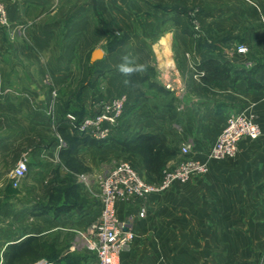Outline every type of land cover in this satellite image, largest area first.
I'll return each instance as SVG.
<instances>
[{
	"label": "crops",
	"instance_id": "crops-1",
	"mask_svg": "<svg viewBox=\"0 0 264 264\" xmlns=\"http://www.w3.org/2000/svg\"><path fill=\"white\" fill-rule=\"evenodd\" d=\"M0 1L7 8L9 21L7 25L0 24V167L18 148L14 146L20 145L22 150H29L28 173L32 174L30 179L26 176V181L38 183L42 173L54 167L60 170L57 135L61 130L70 133L66 115L93 112L100 102L124 93L128 101L136 99L132 103L135 106L127 111L136 129L159 133L174 149L177 138H182L191 144L192 155L198 158L205 157L228 114L252 113L262 133L257 139H242L235 156L210 160L206 174L176 183L140 202L117 204L121 218L134 217L136 233L130 248L121 254L120 264H264V89L247 90L244 79L235 84L226 80L215 87L224 98L213 101L192 98L189 107L187 92H174V97L178 98L172 100V91L165 88L170 95L166 108L157 109L156 105L152 108L148 103L155 97V89H150L152 85H148L149 88H142V84L125 85L127 77L106 61L107 47H100L104 51L102 58L91 61L93 50L99 48L98 42L107 40L109 7L123 17L129 1L128 5L126 0ZM222 1L224 3L219 4ZM208 2L216 5L215 9H208L215 15L214 29L219 33L236 30L237 38L228 41L229 47L224 48L223 55L220 50L213 51L209 47L193 49L189 35L173 24L172 14L157 16L161 21L169 18L171 22L169 47L162 50L153 43L147 45L143 39L148 36L143 35L131 55L137 57V63L146 64L147 71L160 62L165 70L162 81H157L161 85L169 82L175 87L182 85L184 76L188 77L193 66L208 58L247 67L260 64L255 77L264 84V25L261 21L264 0ZM94 3L99 8L95 14ZM132 6L141 8L138 2H133ZM132 13L134 17H142L140 11ZM155 16L153 12L152 18ZM238 27L242 31L237 30ZM175 33L185 45L184 54H191L190 62L183 54L175 53ZM242 44H248L250 50L237 52V46ZM122 51L127 54L126 48ZM166 60H172L174 65ZM166 64L171 68L167 69ZM147 71L142 74L146 82L153 70ZM84 80L85 89L81 87ZM137 89L136 98L133 92ZM53 90L57 93L55 97ZM179 100H182L179 105L184 107L185 103L194 110L195 116L190 111L174 120V104ZM141 104L146 109L139 113ZM47 136L53 139L39 145L29 143L40 138L43 142ZM114 145L119 146L110 141L102 145L82 143L77 146V153L82 155L95 150L103 153L102 150ZM8 172L0 175L3 199L0 216L10 215L13 210L12 173ZM141 205L145 209L142 217L138 215ZM100 209L99 203L96 211L85 213L79 224L88 227L98 219ZM2 225L0 223V248H3L0 261L7 259L8 249L14 242L13 229Z\"/></svg>",
	"mask_w": 264,
	"mask_h": 264
},
{
	"label": "rangeland",
	"instance_id": "rangeland-1",
	"mask_svg": "<svg viewBox=\"0 0 264 264\" xmlns=\"http://www.w3.org/2000/svg\"><path fill=\"white\" fill-rule=\"evenodd\" d=\"M128 1L130 2V6L127 4ZM133 2L140 3L141 8H133ZM206 2V7L208 9L216 8L215 4L209 3L208 0H206ZM156 3H161L163 7L154 5ZM220 3H224V1L219 2V4ZM125 4L128 6L125 7L126 10L123 17L120 15L118 16L113 10V7H109V34L107 40L103 39L97 44L99 45L98 47L108 48L109 52L106 61H108L111 68L120 64L121 57L126 55V53L122 51L123 48H126L127 54H131L134 50V46H136V44L138 45V42L141 41L140 38H142L143 35L148 36V39H143L147 45L153 43L157 48L162 47V50L163 48H168L171 41L169 36V29L172 27L171 22L169 21V18L161 21L157 16H168L173 14L175 10H184V8H186L179 2L174 4L171 3V0H126ZM98 9L99 8L94 3L93 13H97ZM134 10L137 13L139 11L142 12V17H134L132 13ZM153 12L156 13L154 18H152ZM189 17L193 18V12L189 13ZM192 21L195 27L194 19H192ZM196 29L197 28L195 27L194 30L196 31ZM237 30L242 31L239 27ZM233 31L235 33L236 30L233 29ZM149 32L150 34L148 35L147 33ZM198 34L199 33H195L197 37L199 36ZM208 44H215L213 47L209 46V48L213 51L220 50V55H223L222 53L225 47H229L227 45L228 42L215 43L210 39L208 40ZM173 46L174 50H176L175 53L178 52L179 56L180 54L181 56L183 54L184 57L188 58V62H190L191 54H184L182 49L185 45L183 41H181L180 35L177 33L174 34ZM246 47L247 49L244 52L250 50L248 44ZM236 51L239 52L238 46ZM163 57L164 56H162V58ZM167 61H170V64L173 62L172 60H166V62ZM79 63L81 62L78 56L77 64ZM156 63V66H151V68L148 69L149 71L153 70V72L146 70L151 74V76L148 75L147 77L149 80L146 82V79H144L137 83L139 86L142 84V88H149L148 85H152L150 89L152 87L155 89L153 93L155 97H153V100L148 103L152 108L154 105L158 106L157 109L160 108L164 110L166 108V102L170 95L165 91V88L172 91V96H175L174 92H180L181 94L187 92L189 95L187 99L189 107V101L192 98H197L198 100L206 98L213 101L214 99H222L225 96L219 91V89L215 88L217 86L205 84L200 79H197L192 71H190L188 77L184 76L183 84L178 87H175L172 82H169L172 84L171 87H167V84L169 83L166 85L158 84L157 81H162L165 70L161 68L160 62ZM172 65H174V62ZM166 66L167 69L171 68L169 67L170 65L166 64ZM190 67L192 66L190 65ZM111 71L112 70H110L109 73ZM75 78L78 80L80 77L77 76ZM77 82L78 81H76V83ZM85 83L86 80L81 82L82 88L85 86ZM133 95H136V98L139 96L138 89L133 92ZM134 101H136V99L133 101L132 99L129 101L127 99L123 117L116 127L113 140L110 141L119 146L114 145L110 149L102 150L103 153L95 150L92 153H85L82 155L77 152L74 154L71 153L66 157L59 154L60 170L54 167L51 170H48L47 173H42V175L38 177V183L30 181L29 179L31 176L29 178V175L32 173L29 174L27 172L26 176L29 178L28 181H26L27 178L25 176L18 186L15 187L12 184V214L0 216L1 225H7L13 229V243L18 242L19 244H22L18 250L20 254L19 258L13 261L12 264H95L96 254L94 250H90L85 246L81 235V232L84 233L87 227L84 228L83 225L79 224V221L83 219L85 213L90 214L96 211L100 203L99 182L101 177L116 162L127 160L134 167L137 165L135 168L139 172L141 171L140 173L147 179L157 180L161 177L164 170L181 160L182 156L179 153V149L184 143H190L186 140H182V138H177L175 142L176 148H172L175 150L176 154L166 158L161 175L153 173L150 177L147 175L145 163L147 150L145 145L137 140L136 135V132L142 131V129H136L134 126V119L131 115H127V111H131L132 107L135 106L132 105V103L134 104ZM181 101L179 100V103L174 104L175 109L172 114L173 119L179 120L182 113L187 114L190 113V111L191 114L195 116L194 110L189 109L188 106L186 107L185 103L184 107L179 105ZM145 109L146 108L141 104L139 106V113ZM70 134H72L71 131ZM44 138L43 142V138H40L38 141H29V143L31 145H39L41 143H47L48 140L53 139V137L48 136ZM60 138H62V141ZM57 141L59 142L60 150L68 146V142L63 137L62 133L57 135ZM14 148L16 149L13 151L12 156L2 162L0 175L5 174L8 171H10L8 172L9 174L12 173L17 161L23 154L26 153L29 156V150L27 148H23L22 150L20 145H15ZM10 168L11 170H9ZM10 175L12 176V174ZM1 201H3V199L0 197V205L3 203H1ZM40 205L46 206L44 212H41L40 209L34 208ZM61 205H69L71 209L56 214V206ZM0 250L3 251V248H0ZM9 250L10 247L7 252V259L9 256ZM5 260L0 261V264H5Z\"/></svg>",
	"mask_w": 264,
	"mask_h": 264
},
{
	"label": "built area",
	"instance_id": "built-area-1",
	"mask_svg": "<svg viewBox=\"0 0 264 264\" xmlns=\"http://www.w3.org/2000/svg\"><path fill=\"white\" fill-rule=\"evenodd\" d=\"M195 21V19H194ZM264 25V13L261 14ZM6 6L0 1V24H8ZM198 29V23L195 21ZM246 45L238 46L239 52L246 51ZM194 76L200 79L203 71L193 66ZM171 83L167 87H171ZM55 97L57 93L52 91ZM127 95L122 94L110 100L100 102L93 112L82 117L77 114L66 115L68 128L75 135L104 141L115 135L127 102ZM262 133L260 123L252 113L234 111L228 114L226 121L213 145L204 158L192 155L190 144L184 143L179 149L181 160L164 170L159 181H151L142 175L129 161L116 162L100 179V214L83 233L85 246L94 250L95 264H120L121 254L128 250L136 237L134 217L123 219L118 214L117 204H135L151 194L161 193L176 183H185L194 176L209 171L210 160H220L235 156L242 139H257ZM62 141V138H60ZM29 169V156L25 153L17 161L12 171V184L16 187L26 176ZM145 209L140 207L139 216H144Z\"/></svg>",
	"mask_w": 264,
	"mask_h": 264
},
{
	"label": "trees",
	"instance_id": "trees-1",
	"mask_svg": "<svg viewBox=\"0 0 264 264\" xmlns=\"http://www.w3.org/2000/svg\"><path fill=\"white\" fill-rule=\"evenodd\" d=\"M179 2L186 8L184 10H175L171 16L173 24L189 35V43L193 49L201 50L204 47H213L215 44L209 45L208 40H212L215 43L228 42L234 38H237V34L234 33L233 29L226 32L219 33L214 29L215 15L212 11L206 7L205 0H171V3ZM159 7H163L161 3L154 4ZM193 12V18L189 17V13ZM192 19L198 23V29L194 30V24ZM195 33H199L198 37ZM260 64L247 67L243 65H236L230 61H222L216 58H208L199 64L195 65L197 71H203V75L200 76V80L209 85H221L224 81L229 80L231 84H235L239 79H244L247 82V90H260L264 89V84L259 82L255 74L260 69ZM193 71V70H192ZM194 73V71H193ZM127 79H129L127 77ZM135 84L146 79L142 74L131 77ZM172 100L176 97L172 96ZM78 115V114H77ZM82 117L83 115H78ZM63 137L67 140L68 146L60 150V155L66 157L71 153L77 152V146L79 144L87 145H100L108 141L113 140L111 137L108 140L98 141L87 136L75 135L67 133L65 130H61ZM137 140L145 145L147 155L145 159L146 172L150 177L151 174L161 175V171L164 168L166 158L176 154L175 150L172 149L159 133L155 132H136ZM124 142V141H123ZM125 143V142H124ZM162 176V175H161ZM161 178V177H160ZM151 181H159L160 180ZM35 209H40L44 212L46 206H37ZM71 207L69 205L56 206V214L69 211ZM22 244L18 242L12 243L9 250L8 259L5 260V264H12L17 258H19V249Z\"/></svg>",
	"mask_w": 264,
	"mask_h": 264
},
{
	"label": "clouds",
	"instance_id": "clouds-1",
	"mask_svg": "<svg viewBox=\"0 0 264 264\" xmlns=\"http://www.w3.org/2000/svg\"><path fill=\"white\" fill-rule=\"evenodd\" d=\"M117 70L125 77V85H131L135 87V82L130 79L139 74H143L147 70V65L144 63H137V57L132 56L131 54H126L121 57V63L117 65Z\"/></svg>",
	"mask_w": 264,
	"mask_h": 264
},
{
	"label": "water",
	"instance_id": "water-1",
	"mask_svg": "<svg viewBox=\"0 0 264 264\" xmlns=\"http://www.w3.org/2000/svg\"><path fill=\"white\" fill-rule=\"evenodd\" d=\"M103 54H104V51L102 48L99 47V48L94 49L91 54V61L95 62L96 60L102 58Z\"/></svg>",
	"mask_w": 264,
	"mask_h": 264
}]
</instances>
